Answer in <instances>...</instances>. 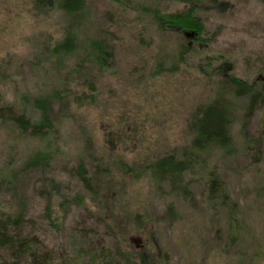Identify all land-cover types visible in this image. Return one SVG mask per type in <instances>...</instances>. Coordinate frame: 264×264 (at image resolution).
Returning a JSON list of instances; mask_svg holds the SVG:
<instances>
[{
	"label": "rangeland",
	"instance_id": "obj_1",
	"mask_svg": "<svg viewBox=\"0 0 264 264\" xmlns=\"http://www.w3.org/2000/svg\"><path fill=\"white\" fill-rule=\"evenodd\" d=\"M32 3L0 0V92L9 102L27 87H41V78L54 67L46 61L45 53L40 61L36 56L47 44L62 39L63 15L36 16ZM87 4L95 13L96 26L100 32L105 29L106 42L113 47L110 67L101 75L88 71L81 79L73 76L67 81L61 76V88L70 84L74 92L87 91L95 100L81 107L70 104L68 118L54 105L61 116L62 141L49 170L24 169L27 173H21L25 158L40 144L0 124V170L11 156L16 173L13 186L0 185V216L23 206L25 213L37 214L43 220L45 185L73 194L80 186L67 172L85 161L87 170L95 167L99 171L103 186L99 194L108 199V208L116 217L115 234L124 236L129 248L148 252L153 264H264V141L258 164L253 160L257 150L245 156L238 151L235 156H222L216 150L201 153L199 161L205 158L204 166L196 165L183 179L188 197L173 192L167 181L157 183L148 169L192 146L189 120L199 106L214 98L220 71L248 83L258 81L259 72L264 71V0H199L196 15L206 26L205 41L197 44L179 67L173 58L189 40L177 33H158L142 6L174 14L189 11V3L87 0ZM107 16L111 22L105 21ZM98 33L94 29L84 32L89 39ZM161 59L167 69L178 68L156 75ZM33 60H43L46 67H41L38 75ZM48 78L50 91L59 79L51 73ZM88 81L95 83L96 93L89 86L78 85ZM239 116L232 129L236 149L243 143L252 144L264 133V108L247 121H242V111ZM88 148L100 163L92 166ZM211 171L219 175L236 203L240 228L236 238L226 228V210L209 207L206 184ZM57 202L58 198L52 205ZM87 203H94L91 197ZM65 216L61 230H67L69 236L72 226L91 224L89 208L84 211L72 205ZM73 250V254L78 253Z\"/></svg>",
	"mask_w": 264,
	"mask_h": 264
},
{
	"label": "trees",
	"instance_id": "obj_2",
	"mask_svg": "<svg viewBox=\"0 0 264 264\" xmlns=\"http://www.w3.org/2000/svg\"><path fill=\"white\" fill-rule=\"evenodd\" d=\"M175 1L189 3L190 10L169 14L159 8H146L145 6L142 8L154 20L158 33H177L189 40L188 45H181L178 57L175 55L173 58L179 67L181 65L179 62L186 63L187 55L196 49L197 44L205 41L203 35L206 26L196 15L199 0ZM32 6L36 16H50L53 12H60L65 23L62 27V39L47 44L46 49H42L36 56L40 61L45 53L48 58L46 61L53 63L54 70L50 73L58 75L59 81L57 80L56 87L48 91L51 89L49 73L46 77H38L42 80L40 90L27 87L28 90L26 89L25 92H18L14 102L7 101L0 92V124L12 127L20 137L26 136L27 139L36 140L40 144L34 154L25 158L20 170L24 174L27 173L23 171L24 169L49 170L59 154L62 134L58 121H61V116L57 114L54 105H59L61 114L68 118L70 104L81 107L88 105L89 100H95V96L88 95L87 91L74 92L70 89L72 86L69 88L70 84L65 83L66 86L61 88L63 83L61 76L70 81L73 76L81 79L88 71L101 75L108 71L109 62L113 57L111 52L113 47L106 42V37H104L107 32L105 29L100 32V27L96 26L97 23L93 20L95 13L88 6L87 0H33ZM105 21L111 22L112 20L110 16H107ZM92 29L99 30L100 35H93L89 39L84 32ZM34 60L33 68L38 75L39 69L45 66L42 64L43 60L41 63L34 62ZM164 64L163 59L158 62L156 75L173 72L178 68L175 65L167 69ZM231 67L229 69H232ZM230 74L225 75L221 71L218 73L220 78L214 89V98L199 106L190 118L188 129L192 136V146L184 148L178 155H169L149 166L150 176L156 179L157 183L167 181L173 192H179L188 197V189L187 186H183V179L191 174L196 165L204 166L206 159L199 160L201 153L205 151L213 153L216 150L219 155L221 152L222 156H235L238 151L245 156L257 150L253 160L255 164L262 161L261 143L264 141V133L252 144L243 143L237 150L233 142L232 129L239 122L241 111L242 121H247L264 108V71L259 72L258 81L251 83ZM259 82L263 84L257 86ZM78 85L89 86L93 93L97 91L95 83L91 81ZM88 149L89 155L93 156L92 166L100 163L91 148ZM14 161V157L8 156L2 165L0 185L3 187L14 185L16 178V173L12 169ZM70 171L71 173L67 172L70 179H75L80 189L73 194L67 193L66 195L62 187L47 183L44 188L47 196L43 220L38 218L37 214L34 217L25 213L23 206L0 216V264H153V259H150L148 252L129 248L127 239L115 234L113 224L116 217L114 218V214L109 210L111 207L108 208V199L99 194V189H103L100 184L99 171L95 167L94 170H87L85 161H80L78 167ZM207 179L209 207L214 205L226 210V228L231 236L236 238V233L240 231L236 218V203L219 175L211 171ZM63 188L68 189L65 186ZM88 197H91L93 204L88 205ZM56 198L59 202L53 206ZM72 205L83 208L84 211H88L89 208L92 217L90 218L91 224H87L83 227L84 229L79 225L72 226L69 229L71 230L69 236L67 230H61V228L65 226V211ZM55 237L60 241L55 240ZM70 237L74 239L71 240ZM75 248L78 253L73 254Z\"/></svg>",
	"mask_w": 264,
	"mask_h": 264
}]
</instances>
